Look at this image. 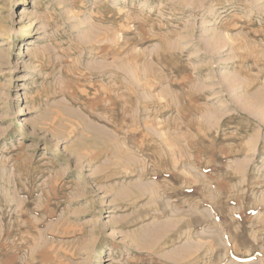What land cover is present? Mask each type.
<instances>
[{
  "label": "rangeland",
  "instance_id": "obj_1",
  "mask_svg": "<svg viewBox=\"0 0 264 264\" xmlns=\"http://www.w3.org/2000/svg\"><path fill=\"white\" fill-rule=\"evenodd\" d=\"M0 264H264V0H0Z\"/></svg>",
  "mask_w": 264,
  "mask_h": 264
},
{
  "label": "bare ground",
  "instance_id": "obj_2",
  "mask_svg": "<svg viewBox=\"0 0 264 264\" xmlns=\"http://www.w3.org/2000/svg\"><path fill=\"white\" fill-rule=\"evenodd\" d=\"M28 46H29V47H28L27 51H28V52H31V51H33L32 47H35V44H33V42L30 41V43H29ZM37 53H38V52H37ZM29 54H30V53H29ZM33 135H34L33 130H29V131H27V134H26L27 137H31V136H33Z\"/></svg>",
  "mask_w": 264,
  "mask_h": 264
}]
</instances>
